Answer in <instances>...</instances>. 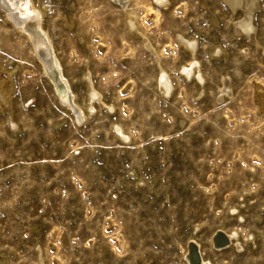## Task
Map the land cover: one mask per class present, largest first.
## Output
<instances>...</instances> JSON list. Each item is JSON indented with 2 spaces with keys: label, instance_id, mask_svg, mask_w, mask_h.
Masks as SVG:
<instances>
[{
  "label": "rangeland",
  "instance_id": "1",
  "mask_svg": "<svg viewBox=\"0 0 264 264\" xmlns=\"http://www.w3.org/2000/svg\"><path fill=\"white\" fill-rule=\"evenodd\" d=\"M256 1L255 31L246 37L232 25L241 11L224 0H170L164 11L154 0H125L153 51L126 31L124 8L112 0H34L45 6L44 24L77 101L89 71L115 107L112 118L98 108L83 126L58 103L0 9V66L14 68L13 93L0 110V264H186L184 240L197 227L202 254L214 260L209 233L235 223L227 207L245 188L243 248L228 245L223 256L233 255L226 264H264V0ZM177 32L197 39L205 72L197 100V86L174 69L186 57ZM216 43L224 47L218 61L207 57ZM160 63L174 84L170 100L154 85ZM220 75L227 92L218 102ZM8 112L18 121L14 132L4 123ZM112 120L124 124L130 148L106 131ZM151 186L162 187L158 196ZM244 231L258 235L255 245Z\"/></svg>",
  "mask_w": 264,
  "mask_h": 264
},
{
  "label": "bare ground",
  "instance_id": "2",
  "mask_svg": "<svg viewBox=\"0 0 264 264\" xmlns=\"http://www.w3.org/2000/svg\"><path fill=\"white\" fill-rule=\"evenodd\" d=\"M112 1L120 5L121 8H124L126 6L125 0H112ZM224 1L232 13L238 9L241 11L240 16L232 24L235 26V29H234L235 34H243L246 37L253 35L255 28L250 21V17H251V13L253 12L252 10L254 8L256 0H224ZM154 3L160 8L159 10L164 11L168 8V5L170 4V0H154ZM0 9L4 11L5 13L4 18L8 20L10 27L13 28V30L17 32L19 39L24 44L27 45L28 52L32 55V57L36 61L41 75L45 78V80L50 85L54 96L58 100V103L61 106H63L65 109L69 110L74 121H76L77 124H80L83 126V124L86 122L88 123L90 119L96 118L99 114L97 111L98 108L103 110V113L107 118H112L114 116L115 107L113 103H109L110 101L105 102L103 100L104 98H102L103 96L101 95V92L95 87L89 71L84 72V74L82 75L83 76L82 79L84 78V83L83 82L82 83L85 85L84 97L80 101H77L76 94L70 88L71 85L69 83L68 75H66L65 74L66 72L64 73L63 71L64 69L62 68V61L56 54V50H55V47L52 41L49 28L44 24L43 17L45 15L46 10H45V6L43 3L36 5L34 0H0ZM122 16H123L122 20H123L126 31L127 32L129 31L130 35L132 34V35L140 36L143 40H145V44H144L145 47L147 49L153 50L147 38L144 36V34H142L143 31L141 32L139 29V25H138L139 21H137L136 19L137 18L136 12H133L131 9L129 10L127 8H124V14ZM212 22H216L215 18L212 19ZM174 36L178 44L183 48V50L186 53L185 60L180 61L179 63L175 64L174 66L175 72L181 78V80H183L184 83H189V84L192 83L197 86V90L195 92L196 94L195 96L194 95L193 96L195 97V100L200 99L203 94V84H205L204 82L205 72H203L202 70L203 62H201V57L197 55L198 53L197 52V39L194 37H188L182 32H177ZM254 46L255 47L258 46V43L256 41H254ZM223 48L224 47H222L220 43L213 44L210 50H208L207 57H209V59L211 58L217 61L218 59H222L223 54H224ZM262 53H263V50H262ZM154 55H155V52H154ZM160 64L158 65V68L155 74L154 85L160 97L162 98V100L164 101L167 99L170 100L173 96L172 92L174 90V84L170 77V72L168 70V67L167 68L166 66L163 67V65L162 64L160 65ZM13 70L14 68L7 69L3 66H0V71L5 72L4 77L0 76V110L2 107L7 106L9 104V101L11 99V92L13 89V84L10 79H11V73ZM218 78H219L218 80L219 83L218 82L216 83L218 84V86H216L217 87L216 88V101L221 102L227 92V88L223 84V80L224 78H226V75H220ZM11 112H8L6 114L4 118V123L7 124L10 131L14 132L17 129L18 121L17 122L15 121L16 119L12 117L13 115H11ZM106 131L110 132L113 140H116L117 143H119L121 146L129 147L131 145L132 138L130 134L125 131L124 124H122L121 122L112 120L109 123ZM141 150L142 148L140 149V151ZM136 159L138 160L139 157ZM133 160L131 159L130 161H133ZM152 163L154 162L152 161ZM128 175H130L131 177L135 176V171L132 169L128 170ZM135 178L137 179V176ZM140 178L137 179V185H139L138 184L139 182H141L140 186L145 185L144 181L141 180L143 178L141 179ZM148 178L150 179V177ZM151 179L152 181H157L155 178H151ZM161 188H158V189H161ZM158 189L156 188L153 189L152 187L151 190H153V192L157 194L158 196L159 195ZM242 191L244 192L243 194H242ZM239 193H240L239 194L240 201L237 203V205L236 206L230 205L229 207H227V215L230 209L232 210L233 213H235L232 216L234 217L235 223L231 224V226L227 228L216 225V227L213 228L212 231H210L209 233L210 248L212 250V256L214 257V260H212L213 258H211V255L202 254L201 246H202L204 238H201V236H197V234H195V232L199 230V228L197 227V229L195 230L193 229L186 236L184 240L183 245L185 248L183 249L181 256L184 258L186 264H197V262L198 264H226V263H229V260L232 259L233 257L231 253H230L229 259L223 256L224 255L223 250L224 248H226V246L229 245V247H231L230 249L233 250L232 252H237L238 250L242 251L241 249L243 248V246L240 244L241 242L239 241L242 238L238 239V237H240L239 234L243 232L242 230V232L239 233V230L243 228V225L245 223V217H246L245 211H246L247 205L244 201L245 198L243 197L246 195L249 196L248 194H250V192L245 188L239 191ZM162 194L163 195H162L161 200L167 203L169 201V194H168V191L164 187L162 189ZM259 219H260L259 216H255L256 221H259ZM252 232L249 231L245 233L244 231L243 239L247 243L250 242L249 244L253 246L256 244L255 239L257 238L258 235H255ZM216 242L220 244L225 243L227 245H224L223 247L217 246ZM263 244H264V241H263ZM191 251L193 252V255H191ZM39 260H40L39 264H44L41 258H39Z\"/></svg>",
  "mask_w": 264,
  "mask_h": 264
},
{
  "label": "built area",
  "instance_id": "3",
  "mask_svg": "<svg viewBox=\"0 0 264 264\" xmlns=\"http://www.w3.org/2000/svg\"><path fill=\"white\" fill-rule=\"evenodd\" d=\"M74 156H78L79 155V151H75L73 153ZM230 215L233 216L235 213H233L231 210L229 211Z\"/></svg>",
  "mask_w": 264,
  "mask_h": 264
},
{
  "label": "water",
  "instance_id": "4",
  "mask_svg": "<svg viewBox=\"0 0 264 264\" xmlns=\"http://www.w3.org/2000/svg\"><path fill=\"white\" fill-rule=\"evenodd\" d=\"M197 264H198V262H197Z\"/></svg>",
  "mask_w": 264,
  "mask_h": 264
}]
</instances>
